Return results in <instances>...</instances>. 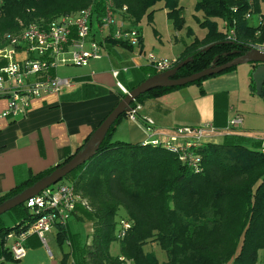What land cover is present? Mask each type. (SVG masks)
Returning a JSON list of instances; mask_svg holds the SVG:
<instances>
[{
  "label": "trees",
  "instance_id": "trees-1",
  "mask_svg": "<svg viewBox=\"0 0 264 264\" xmlns=\"http://www.w3.org/2000/svg\"><path fill=\"white\" fill-rule=\"evenodd\" d=\"M113 1L117 7H128V21L134 23L145 16L152 19L160 1L164 2L176 28L181 29L185 23L179 0ZM92 3L93 0H0V48L7 43V34L19 33L32 22L51 21ZM263 4L264 0H198L197 9L202 14L197 20L207 28V33L186 46L172 68L188 57L193 59L173 77L222 65L248 52L249 41L263 42ZM248 12L261 15L262 22L255 24L246 17ZM219 20L223 21V29ZM233 20L237 28L235 41L227 39L226 31ZM118 44L132 48L115 39H109L107 47ZM209 45L212 46L206 49ZM236 67L189 84H201ZM158 73L154 70L151 76ZM180 87L149 90L132 107ZM126 115L118 117L96 153L66 176L87 201L86 205L79 203L72 217L91 219L93 229L87 241L81 243L78 235L71 233L69 221L58 225L59 246L65 243L69 246L59 264H264L260 260V251L264 250L261 142L251 147L230 135L223 142L204 143L195 149L201 166L195 170L163 144L113 139ZM73 155L1 195L0 203L51 173ZM121 208L125 215H121ZM14 209L17 210L15 223L0 224V264L11 259L21 260L13 256L7 236L13 231L21 232L34 220L26 202L11 210ZM122 219L131 222L123 236L119 235ZM34 237L31 244L40 243ZM114 241L120 242L119 255L111 252ZM151 242L166 251V261L161 262L155 252L145 249Z\"/></svg>",
  "mask_w": 264,
  "mask_h": 264
},
{
  "label": "crops",
  "instance_id": "crops-1",
  "mask_svg": "<svg viewBox=\"0 0 264 264\" xmlns=\"http://www.w3.org/2000/svg\"><path fill=\"white\" fill-rule=\"evenodd\" d=\"M258 18V15L253 18V21L256 19L255 24ZM132 24L134 22L129 20L127 26ZM205 34L191 36L190 43L195 37L203 38ZM143 47L152 52L147 50L144 35ZM182 51L174 57L178 58ZM144 61L136 60L133 48L124 44L110 45L101 59L93 60L87 67L60 69L62 75L72 77L75 83L58 93L33 99L29 112L24 116L3 117L8 101L0 97V196L32 175L50 169L76 153L124 97L118 87V78L127 79L128 86L124 85L131 90L154 72L155 68L149 63L144 64ZM125 67L128 70H124ZM113 69H121L122 72L116 77ZM254 69L251 63L240 64L233 70L207 78L201 84L185 85L160 96L149 97L140 103L138 121L124 116L113 137L130 142L149 141L150 136L141 125L146 116L163 128L212 122L224 129L230 119L239 114L243 117V124L236 128L233 137L245 144L248 139L262 144L264 101L260 97L264 96L256 92ZM130 71L132 75H127ZM227 137L218 135L213 142H223ZM34 236L29 238L25 257L7 260L3 264H59L63 251L57 258L49 246L51 255L41 241L31 244Z\"/></svg>",
  "mask_w": 264,
  "mask_h": 264
},
{
  "label": "built area",
  "instance_id": "built-area-1",
  "mask_svg": "<svg viewBox=\"0 0 264 264\" xmlns=\"http://www.w3.org/2000/svg\"><path fill=\"white\" fill-rule=\"evenodd\" d=\"M128 7H117L113 0H93L81 10L62 14L51 21L32 22L19 33L7 34V43L0 48V97L7 99V107L2 116L16 118L26 115L32 100L50 93H58L70 87L75 80L61 75V68L87 67L93 60L101 59L107 50L109 39L119 40L131 46L138 61L145 59L157 72L169 70L178 58L158 57L143 47V34L137 27L127 26ZM248 12L246 17L252 19ZM258 23L263 17L258 15ZM227 39L237 40L236 20L226 27ZM248 50L264 52L263 42H248ZM124 70H128L127 67ZM121 69H113L117 77ZM118 87L123 93L130 90L120 81ZM141 105L133 106L127 113L130 119L137 120ZM141 124L152 144H163L175 151L180 160L199 170L200 155L196 148L213 142L218 135H233L243 124V117L235 115L224 129L212 122L200 125L163 128L157 126L151 117H144ZM264 151V140L262 142ZM34 220L21 232H10V250L16 259H22L28 252L31 235L37 236L49 249L47 234L57 230L58 225L66 224L78 210L79 203L87 204L86 199L75 189L73 183L57 182L26 201ZM119 235L123 236L131 222L122 219Z\"/></svg>",
  "mask_w": 264,
  "mask_h": 264
},
{
  "label": "water",
  "instance_id": "water-1",
  "mask_svg": "<svg viewBox=\"0 0 264 264\" xmlns=\"http://www.w3.org/2000/svg\"><path fill=\"white\" fill-rule=\"evenodd\" d=\"M212 45L206 47L209 49ZM193 57H188L181 61L176 67L160 72L146 78L135 88L130 90L114 107V109L106 116L102 123L91 133L88 140L83 146L72 156L70 160L56 167L51 173L45 175L32 185L25 188L18 194L6 199L0 203V215L15 208L18 205L25 203L28 199L39 194L49 186L59 182L65 178L73 170L84 164L96 151L106 138L111 126L115 123L120 115L128 113L132 109V103L143 93L158 87H175L184 86L189 83L200 80L206 76L219 73L233 66L240 64L251 63L255 69L253 78L256 83V92L258 95L264 96V52L257 49H250L243 55L235 57L231 61L222 65H213L201 71L192 73L188 76L174 78L173 75L177 70L192 61Z\"/></svg>",
  "mask_w": 264,
  "mask_h": 264
},
{
  "label": "rangeland",
  "instance_id": "rangeland-1",
  "mask_svg": "<svg viewBox=\"0 0 264 264\" xmlns=\"http://www.w3.org/2000/svg\"><path fill=\"white\" fill-rule=\"evenodd\" d=\"M179 3L180 5L183 6V16L185 18L184 26L181 29L176 28L174 26L173 20L169 17L168 10L163 6L164 5L163 1L158 2V5L156 6L157 9L152 19H148L147 16H145L142 18L140 22L138 23L135 22L134 24H132V26H137L142 30L145 38V45L147 47V50L152 51L158 57L173 58L174 56H176V54L180 53L182 50L186 48V45L191 42V40L193 39L192 37H194L196 34L201 36L204 33H207V28L201 26L199 24V21L197 20V16L201 17L202 14L197 9L198 0H179ZM263 12H264V4H263ZM254 17H256V15H253L252 19ZM255 21L256 19H254L253 22ZM219 24H220V28L223 29L224 25L222 20H219ZM143 63L146 64L148 62L145 60ZM117 65H119V63ZM129 74L132 75V71H130V73H127V75ZM129 77L130 76H128V79ZM126 80L127 79L124 80L123 77L118 78V81H121L123 84L128 86ZM189 85H195V84H189ZM260 98L262 99V101H264V97H260ZM113 139H116V137H113ZM252 140L253 142L250 139H248L246 145L255 147L256 142L254 139ZM60 182L70 183L71 179L69 177H65L62 180H60ZM16 211L17 210L14 209L2 214L0 216V224L3 222L10 226L13 225L16 221V213H17ZM120 212L121 215H125L126 213L123 208H121ZM68 224L71 233L77 234L81 240V243L87 241L88 236L91 234L93 229V223L91 219L79 218L74 216L69 220ZM118 230H119V226H118ZM54 234H55V230L52 233L47 234V242L50 248L52 249V251L54 252L55 256L57 258H60L61 250L63 252L67 251L69 249V246L67 243H65L63 247H60L57 242L58 241L57 236L56 234L55 235ZM145 249L147 251L155 252L158 259L161 262L166 261L168 259L166 251L158 243H152V242L148 243L145 246ZM111 252L114 255L120 254L119 241H114L111 244ZM260 260L264 261V252L262 251H260Z\"/></svg>",
  "mask_w": 264,
  "mask_h": 264
},
{
  "label": "flooded vegetation",
  "instance_id": "flooded-vegetation-1",
  "mask_svg": "<svg viewBox=\"0 0 264 264\" xmlns=\"http://www.w3.org/2000/svg\"><path fill=\"white\" fill-rule=\"evenodd\" d=\"M249 51V50H248Z\"/></svg>",
  "mask_w": 264,
  "mask_h": 264
}]
</instances>
